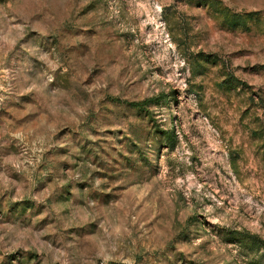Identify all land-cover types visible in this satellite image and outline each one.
<instances>
[{"label": "rangeland", "instance_id": "obj_1", "mask_svg": "<svg viewBox=\"0 0 264 264\" xmlns=\"http://www.w3.org/2000/svg\"><path fill=\"white\" fill-rule=\"evenodd\" d=\"M0 264H264V0H0Z\"/></svg>", "mask_w": 264, "mask_h": 264}, {"label": "trees", "instance_id": "obj_2", "mask_svg": "<svg viewBox=\"0 0 264 264\" xmlns=\"http://www.w3.org/2000/svg\"><path fill=\"white\" fill-rule=\"evenodd\" d=\"M226 15H228V13H226ZM249 16H251V15H248V17H244V18L236 16V17H234L232 19L230 17V20H231V22L233 24V27H236L238 25H241L244 22L249 21ZM236 20H240L239 21L240 23H238ZM159 98H163V97H159ZM152 102H155V104H159L157 99H146V100H144L142 102L131 103L130 105L133 106L134 108H136L137 110H139L140 112H142V111L144 112V111H146L145 107L148 106L149 104H151ZM165 136H166L168 142H171V144L174 142L172 133L166 131L165 132Z\"/></svg>", "mask_w": 264, "mask_h": 264}]
</instances>
